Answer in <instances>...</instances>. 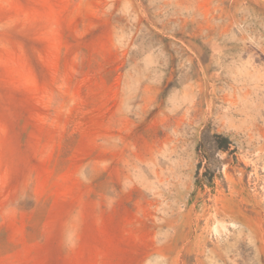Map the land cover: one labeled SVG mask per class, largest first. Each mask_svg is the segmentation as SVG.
<instances>
[{"label": "rangeland", "instance_id": "374dc122", "mask_svg": "<svg viewBox=\"0 0 264 264\" xmlns=\"http://www.w3.org/2000/svg\"><path fill=\"white\" fill-rule=\"evenodd\" d=\"M0 264H264V0H0Z\"/></svg>", "mask_w": 264, "mask_h": 264}, {"label": "trees", "instance_id": "16d2710c", "mask_svg": "<svg viewBox=\"0 0 264 264\" xmlns=\"http://www.w3.org/2000/svg\"><path fill=\"white\" fill-rule=\"evenodd\" d=\"M213 137L216 139V141H213L211 143V146L214 149H221V150L226 151L230 148L231 141L229 140L228 137L223 136L221 134H217V133L213 134ZM198 146L200 148L203 146V140L198 143Z\"/></svg>", "mask_w": 264, "mask_h": 264}]
</instances>
